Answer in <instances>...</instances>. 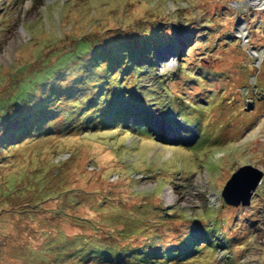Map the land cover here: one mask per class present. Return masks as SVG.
Segmentation results:
<instances>
[{
  "label": "rangeland",
  "instance_id": "rangeland-1",
  "mask_svg": "<svg viewBox=\"0 0 264 264\" xmlns=\"http://www.w3.org/2000/svg\"><path fill=\"white\" fill-rule=\"evenodd\" d=\"M139 9L144 14L135 18ZM92 29V45L98 35L105 38L99 64L73 61L74 68L49 83V89L65 83L78 90L56 98L74 111L81 106L80 129L33 136L8 151L0 144V174L66 161L64 182L73 191L87 190L75 212L87 219L61 221L68 236L52 238L47 232L54 229L34 213L20 214L18 230L16 218H2L3 263L76 264L71 253L87 243L74 240L78 232L98 229L95 243L109 241L115 249L152 243L158 256L183 237L193 238L182 246L187 257L171 264H264V176L248 203H226L222 196L240 166L264 172V0H0V92L12 91L10 84L39 66L49 51L44 41L60 48L54 60L72 44L64 45L66 36ZM110 83L118 91L111 98ZM34 94L19 119L0 122L6 147L16 141L10 127L27 118L32 98L42 93ZM63 116L55 117L62 122ZM107 181H114V192L103 191ZM115 192L125 210L132 209L128 220L111 198ZM55 205L48 200L40 206ZM133 219L150 224L146 230L129 226ZM15 240L27 251L14 248Z\"/></svg>",
  "mask_w": 264,
  "mask_h": 264
},
{
  "label": "trees",
  "instance_id": "trees-1",
  "mask_svg": "<svg viewBox=\"0 0 264 264\" xmlns=\"http://www.w3.org/2000/svg\"><path fill=\"white\" fill-rule=\"evenodd\" d=\"M134 13H136V16L134 17L138 18L140 15L144 14V10L139 9ZM172 32L173 31L170 29L168 35H172ZM98 36L97 45H92L93 37H95V32L93 29L86 33V35H79L77 37H71L70 39L66 36V39H63L64 45L67 46V43L70 42H72V44L67 46V49L61 51L58 57L54 60H51V57H54L56 53L58 54V50L60 48L56 49V47L52 46L50 42L44 41L42 43V48L43 50L45 49L46 52L48 50L49 51L47 54L45 53L43 55L41 61L39 62V66H37L32 72L27 71L25 75L17 79L15 83L10 84V87H13L12 91L5 90L3 93L0 92L2 93V95H0V122L3 124H6L8 119L12 120V122L16 121V119H19L17 117L21 115V107L24 104L31 102L28 99L35 95L34 92L40 91L42 93L39 97V100H37L38 98H32L35 100V107L33 109L35 111L33 112L32 110L27 112L28 119L26 118L18 120L16 127H10L9 131L16 137V141L8 143V147H6V143L8 141L7 137H4L3 142L0 141V144L6 151L14 147L18 142L29 139L33 136L39 137L43 135L45 137H53L56 134L62 133L67 135V133L69 134L70 131L80 129L81 125L79 124V120L76 121V116L79 114L78 109L83 111L80 109L81 106L74 111L73 107L63 106L61 101L56 98L63 91L65 93L75 95V93L78 94V90L74 86L67 85L65 83H61L59 87L54 89H49V83L53 80L56 81V79H59L60 72L66 70L67 67L72 66L74 68L76 64L84 63L98 65V60H100V57L106 54L105 52H102V48L104 49V47H106L105 38L101 40L100 35ZM182 59L183 56L181 57V60ZM73 61H76V64L70 65ZM16 72H18V69L14 71L13 76ZM96 78L97 77L94 78V81ZM115 82L116 80L112 81V83ZM112 83H110L108 86L111 90H107L106 92L108 93L107 97L109 98L112 97V93H118L115 87H113ZM48 90L50 91L47 92ZM44 92H47L45 96L43 95ZM54 102H56V104H54ZM91 103L93 102H89L88 104ZM100 107L104 109L105 106L101 105ZM46 109L48 110L47 119H45V114L40 120L36 121L37 114L39 112H43V110ZM59 112L64 114V116L61 118L62 122L57 120V117H55ZM57 123H61L60 128H56ZM138 123L141 122H136L135 125ZM42 125H45L43 126L45 129L44 132L35 134L36 130L41 128ZM141 125L144 127L143 123H141ZM3 126L4 125L1 127ZM54 154L55 153H53V155ZM52 160L53 158L51 159V162ZM65 164L66 161L56 163V168L46 165L38 166L32 168L30 173H27L23 169H14L13 171L1 173L0 220L2 218L6 220L16 218L17 221L15 220V228L18 230V226L21 223L20 220L22 219L20 218V214L25 212L34 213L40 219L41 223L54 229V232H47L48 236L52 238L63 236L66 238L68 235L60 227L61 221L70 220L72 222H77L79 219H81L83 223L84 220L87 219L86 216L80 217V215L75 213L78 210L77 208H79V204L83 201V195L85 192H87V190L82 188L73 191L75 189L71 188L70 185L64 182L68 175V171L64 169ZM3 166L4 165L0 163V169L4 168ZM120 178H122V176H120ZM118 180H116V182H119ZM113 182L111 183L107 181L105 186H103V191H113ZM115 193L116 196L111 195L110 193L109 194L112 196L111 198L117 199L119 201L117 208H119L122 212L121 214L124 215V219L126 218V220H128V217H131L130 214L132 209L131 211L125 210L121 201L123 200L122 194L120 192ZM80 194L82 195L81 197H79ZM48 200L55 201L56 205L54 207L48 206L47 208H42L40 205L44 202H47ZM125 202L126 201H124V203ZM159 207L163 209L161 206ZM43 209L46 212L41 215L40 212L41 210L43 211ZM207 213L208 212H204L203 214L207 216ZM102 214H104L106 216L105 218H107L106 213ZM166 215L167 214L165 213V216ZM149 224L142 223V225H139L138 221L133 219V222H131L129 226H142L146 230ZM13 231L11 233H7L6 237H9ZM98 231L99 230L97 229L95 233L89 235L85 233V231L78 232V236H76L74 240L77 238H83L87 241V243H81L71 253L76 258V264H86L88 261H94L97 263L106 262L112 264H171V259L179 261L183 257H187V255L183 252L182 246L185 245L184 243H192L194 240L189 236H185L179 242L177 248L169 249L167 251L164 250L162 254L158 256L155 255V248L153 247L152 243L150 245L137 246L131 245V243L128 242V244L120 245L119 248L116 247L117 249H115V243H110L109 241L95 243L92 238L97 236L96 234ZM120 231L122 230L117 232ZM17 232L19 233V231ZM18 233L17 236H20ZM12 239L16 238H11L9 240ZM15 242L17 245H12L14 248L20 250L23 249V252L27 251L25 245L23 247L20 245V243H23V241L15 240ZM116 246L119 245L116 244ZM150 248H152V250ZM12 252L14 253V251ZM36 252H39V254L43 256L41 250H36ZM3 254L4 252L1 250L0 264H4ZM16 255L20 254L17 253ZM180 256L181 258L179 259Z\"/></svg>",
  "mask_w": 264,
  "mask_h": 264
},
{
  "label": "water",
  "instance_id": "water-1",
  "mask_svg": "<svg viewBox=\"0 0 264 264\" xmlns=\"http://www.w3.org/2000/svg\"><path fill=\"white\" fill-rule=\"evenodd\" d=\"M264 172L250 164L240 166L232 173L223 188L222 196L227 203H248L263 180Z\"/></svg>",
  "mask_w": 264,
  "mask_h": 264
}]
</instances>
